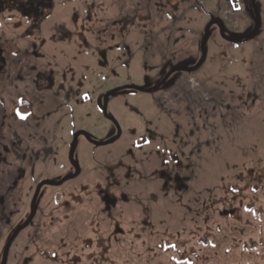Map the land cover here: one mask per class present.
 <instances>
[{"label": "rangeland", "instance_id": "obj_1", "mask_svg": "<svg viewBox=\"0 0 264 264\" xmlns=\"http://www.w3.org/2000/svg\"><path fill=\"white\" fill-rule=\"evenodd\" d=\"M51 2L0 13V264H264V0Z\"/></svg>", "mask_w": 264, "mask_h": 264}, {"label": "flooded vegetation", "instance_id": "obj_2", "mask_svg": "<svg viewBox=\"0 0 264 264\" xmlns=\"http://www.w3.org/2000/svg\"><path fill=\"white\" fill-rule=\"evenodd\" d=\"M147 2H149V4L145 7H146L147 11H150L149 5H150L151 0H147ZM92 3H94V0ZM123 3H125V2H123ZM130 4H132V3H130ZM51 5H52L51 0H0V13L3 12V13L11 14L10 10H16L19 13L18 16H23V17L28 16V22H29L28 25L30 27H33V24L36 25L42 21V18L45 17L44 9H47ZM133 6L138 7L139 6L138 1H137V3L133 4ZM139 13L140 12L137 10V11H135V14H133V15H124V14L120 15V19L118 18L116 20H112L110 22V24L117 25L118 24L117 22H120L123 24L122 27L124 28L127 23L133 24L136 21L135 18H137ZM176 20H177V18L175 19V21ZM34 27H36V26H34ZM123 28H121L120 30L117 29V32H114V31L110 32L109 36L112 37L113 39L116 38ZM118 31H120V32H118ZM19 37H21V36H19ZM150 41H152V37L148 38V40H147V42H150ZM6 61L7 60H6V57L4 55V60H1V62H0V68L3 69V66L4 67L8 66ZM5 63H6V65H5ZM189 78L191 79L192 77H188V80H186L187 81L186 83H188L187 85L184 83L183 86H182V84L179 86V88H182L181 90L171 88L173 85L166 86L164 88V90L166 88H168V90H165L166 95H168L170 99H175L174 103H180L184 99V97L186 99V96H184V95H188L189 100L192 101L193 103L197 104L198 106L207 107L208 109H210L211 112H214L218 103L213 96L207 94V96L209 97V102L207 103V102H203L200 98H196V96L190 95V93H189L190 84H191V81H193V80L190 81ZM194 82H196L198 84L199 91L196 92V94L199 97L200 92H203L202 90L204 88L202 86V83L199 82L197 79L194 80ZM25 111H27V105L25 104L24 101H22L20 103H17L15 107L12 106L11 114H9L8 117L10 115H13L14 118H16L18 116L22 117V114ZM169 111H170V107H169ZM14 133L16 134V132H14ZM40 140L43 141L41 138H40ZM38 154H40V152ZM34 202H35L34 198L31 199V201H30L31 210L33 209ZM28 224H29V221H28ZM11 241H10V244H11Z\"/></svg>", "mask_w": 264, "mask_h": 264}, {"label": "built area", "instance_id": "obj_3", "mask_svg": "<svg viewBox=\"0 0 264 264\" xmlns=\"http://www.w3.org/2000/svg\"><path fill=\"white\" fill-rule=\"evenodd\" d=\"M190 89L198 92L199 91L198 84L196 82L192 81V83L190 84ZM201 94H202V92H200L199 98H200ZM165 99L168 100L169 106L172 108L173 105L175 104L174 103L175 99H170L169 96L166 95V94H165ZM201 100L203 102H207L208 103L209 102V97L207 96V94H204V97L201 98Z\"/></svg>", "mask_w": 264, "mask_h": 264}, {"label": "water", "instance_id": "obj_4", "mask_svg": "<svg viewBox=\"0 0 264 264\" xmlns=\"http://www.w3.org/2000/svg\"><path fill=\"white\" fill-rule=\"evenodd\" d=\"M11 241V240H10ZM10 241L8 242V244H7V246H6V249L9 247V245H10ZM5 259H6V257H5V254H4V257H3V260H2V264H5Z\"/></svg>", "mask_w": 264, "mask_h": 264}, {"label": "trees", "instance_id": "obj_5", "mask_svg": "<svg viewBox=\"0 0 264 264\" xmlns=\"http://www.w3.org/2000/svg\"><path fill=\"white\" fill-rule=\"evenodd\" d=\"M28 221H29V220H27L26 222H24V223L19 227V229H21V228H23L24 226L28 225ZM19 229H18V230H19ZM16 231H17V230H16Z\"/></svg>", "mask_w": 264, "mask_h": 264}]
</instances>
